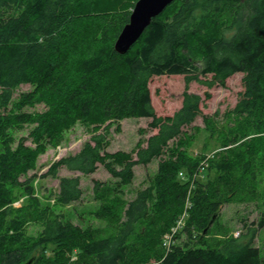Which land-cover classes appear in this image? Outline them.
Instances as JSON below:
<instances>
[{
    "label": "trees",
    "instance_id": "16d2710c",
    "mask_svg": "<svg viewBox=\"0 0 264 264\" xmlns=\"http://www.w3.org/2000/svg\"><path fill=\"white\" fill-rule=\"evenodd\" d=\"M102 1L0 0V264H25L33 257L32 264H264L252 245V227L243 244L232 235L212 239L223 205L259 196L264 0H175L125 55L114 51V43L137 0H118L124 11L105 3L95 31L81 21ZM237 73L243 74L244 90L233 111L235 126L219 127L203 116L204 133L218 149L193 150L192 124L203 99L188 92V85L224 87ZM165 75L184 76L186 87L180 109L162 117L148 86L152 77ZM23 85L32 89L14 99ZM38 105L44 110L23 111ZM128 118L150 119L147 128L157 132L132 153L107 151L110 129L118 131ZM76 125L90 138L42 175L59 182L50 204L36 195V177L28 172L47 146L60 145ZM25 127H31L28 137L15 146L11 131ZM27 138L34 147L25 144ZM154 160L155 174L133 200H124L117 188L102 199L94 214L112 227L109 234L82 228L57 210L82 196L80 177H58L60 169L86 176L101 165L125 186L135 166ZM99 186L94 184L98 193ZM21 197L23 203L14 207ZM29 225L40 231L29 235ZM263 226L264 210L257 229ZM182 236L185 241L176 242Z\"/></svg>",
    "mask_w": 264,
    "mask_h": 264
},
{
    "label": "rangeland",
    "instance_id": "374dc122",
    "mask_svg": "<svg viewBox=\"0 0 264 264\" xmlns=\"http://www.w3.org/2000/svg\"><path fill=\"white\" fill-rule=\"evenodd\" d=\"M102 2L104 3L98 4L89 10L90 12H84L81 21L84 25L89 24L95 31L102 21L99 16H102L103 19L106 14L105 3L109 8H114L115 10H127V7L118 0H103ZM242 76V73H237L229 77L224 87L215 85L212 88H208L196 82L188 85V92L198 94L203 99V102L200 104L201 115L192 124V127L197 128V132L194 133V136H191L194 141L193 150L203 154H210L218 149L216 140L204 133L205 124L203 116L213 119L219 127L232 128L235 126V117H233L235 114H233V111L244 90ZM148 87L151 94V103L157 116H170L180 109L182 94L186 87L184 76L165 75L152 77ZM31 89L29 85L21 86L15 92L14 99H17L22 91H30ZM206 94L210 95L208 99ZM42 110H44V107L38 105L32 108L25 107L23 111L40 112ZM149 121L150 119L147 118H128L119 123L118 131H115V127L113 126L108 136L110 144L107 151L111 153L120 151L132 153L138 142L144 141L149 135L157 132L156 130H149L147 128ZM30 129L31 127H25L21 130L13 129L11 131L15 139V146L20 142V139L28 137ZM64 138V141L58 146H47L44 152L38 156L34 170L28 172L29 177L32 175L36 177L34 181L36 195L44 199L45 202H50V204L54 202V198H50L51 193L57 191L59 182L57 179L51 177L41 178L42 175L46 173L50 164L54 161L77 153L84 142L89 140L90 134L82 125H76L70 130L65 131ZM25 144L34 147L30 138H27ZM133 158H135V154ZM157 161L154 160L146 166H135L134 178L129 185L125 186H120L119 180L113 178L101 165H98V169L93 174L86 176L79 172L68 171L62 168L58 172V177H80L82 196L79 201L67 207L57 208V210L61 211L66 219L82 228L97 229L100 230V233L109 234L112 227L109 228L106 221L98 219L94 214L101 211L102 199L115 193L114 191L116 190L114 189L117 188L118 190L120 189V195L124 200H133L138 190L145 189L149 185L151 178L157 170ZM24 178V176L21 177V179ZM96 182L100 183V193L95 191L94 184ZM258 191L259 196L255 200H248L240 196L234 202L222 206L219 212V226L214 229L212 239L216 242L223 239L224 235L225 237L232 235L235 238L240 237V242L243 244L250 240V236H247V233L248 229L252 227L250 229L257 230L252 245L259 249L264 259V226L257 229L264 210V173L259 175ZM47 198L49 199L47 200ZM22 203L23 198L21 197L13 203V206L19 207ZM39 231L40 227L37 225H29L27 227V233L31 236L36 235ZM184 241V236L176 240V242Z\"/></svg>",
    "mask_w": 264,
    "mask_h": 264
},
{
    "label": "water",
    "instance_id": "95a60500",
    "mask_svg": "<svg viewBox=\"0 0 264 264\" xmlns=\"http://www.w3.org/2000/svg\"><path fill=\"white\" fill-rule=\"evenodd\" d=\"M175 0H137L129 15L128 23L121 29L115 43L114 51L125 55L140 39L151 21L160 16ZM35 257L25 264H32Z\"/></svg>",
    "mask_w": 264,
    "mask_h": 264
},
{
    "label": "built area",
    "instance_id": "2783aa9c",
    "mask_svg": "<svg viewBox=\"0 0 264 264\" xmlns=\"http://www.w3.org/2000/svg\"><path fill=\"white\" fill-rule=\"evenodd\" d=\"M182 224H183V219H180V220L178 221V223H177L176 228L179 229V228L182 226Z\"/></svg>",
    "mask_w": 264,
    "mask_h": 264
}]
</instances>
